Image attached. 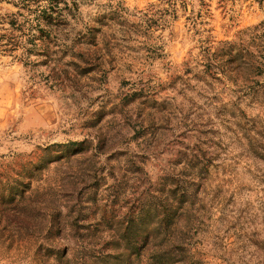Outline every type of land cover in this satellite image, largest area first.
I'll list each match as a JSON object with an SVG mask.
<instances>
[{"label":"rangeland","instance_id":"rangeland-1","mask_svg":"<svg viewBox=\"0 0 264 264\" xmlns=\"http://www.w3.org/2000/svg\"><path fill=\"white\" fill-rule=\"evenodd\" d=\"M48 6L0 0V264H264V77L205 66L264 0Z\"/></svg>","mask_w":264,"mask_h":264},{"label":"trees","instance_id":"trees-1","mask_svg":"<svg viewBox=\"0 0 264 264\" xmlns=\"http://www.w3.org/2000/svg\"><path fill=\"white\" fill-rule=\"evenodd\" d=\"M49 3V10H57L61 0H49ZM49 10L45 9L43 12L47 13ZM258 28H261L262 32L254 33L253 41L246 47H240L234 53L231 47L229 49L222 48L217 54H207V63L205 64L207 71L214 67L218 68L220 65L229 64L227 69L231 74L242 76L246 84L255 82L260 85L258 77H264V39L262 42H257L256 39H260V36L264 37V23L256 29ZM225 56H228L229 59L223 60Z\"/></svg>","mask_w":264,"mask_h":264}]
</instances>
